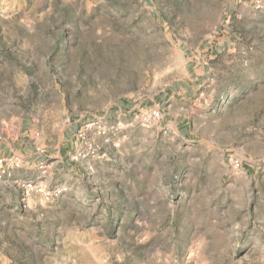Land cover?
Returning a JSON list of instances; mask_svg holds the SVG:
<instances>
[{
  "label": "rangeland",
  "instance_id": "rangeland-1",
  "mask_svg": "<svg viewBox=\"0 0 264 264\" xmlns=\"http://www.w3.org/2000/svg\"><path fill=\"white\" fill-rule=\"evenodd\" d=\"M0 159V264H264V0H0Z\"/></svg>",
  "mask_w": 264,
  "mask_h": 264
},
{
  "label": "built area",
  "instance_id": "built-area-1",
  "mask_svg": "<svg viewBox=\"0 0 264 264\" xmlns=\"http://www.w3.org/2000/svg\"><path fill=\"white\" fill-rule=\"evenodd\" d=\"M253 2L259 4L260 3V0H252ZM153 114L155 116H158L159 115V111L158 110H154L153 111ZM8 164V160L7 159H0V168H2V172H5L6 171V166ZM28 190H32L33 189V184L32 182H29L27 184L24 185Z\"/></svg>",
  "mask_w": 264,
  "mask_h": 264
}]
</instances>
